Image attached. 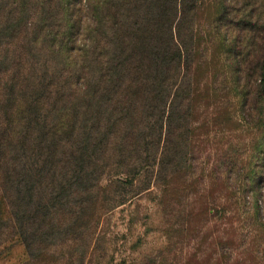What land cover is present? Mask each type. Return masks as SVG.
<instances>
[{"label":"trees","instance_id":"trees-1","mask_svg":"<svg viewBox=\"0 0 264 264\" xmlns=\"http://www.w3.org/2000/svg\"><path fill=\"white\" fill-rule=\"evenodd\" d=\"M92 11L94 45L80 51L74 94L65 97L38 77L15 116L12 7L0 0V145L12 143L16 156L7 199L13 228L42 261H73L75 254L81 264L90 254L101 166L161 183L164 194L175 196H186L187 179L198 178L201 190L189 193L195 200L207 194L209 178L233 170L223 162V144L241 122L264 138V0H97ZM56 96L74 108L50 122ZM211 156L215 163L205 173L209 164L200 161ZM0 161L8 166L5 156ZM195 201L199 212L182 213L187 224L202 216L196 228L202 233L219 205L214 196ZM226 212L220 221L229 238L218 239L226 253L216 264H264V222L239 237ZM70 227L85 242L78 255Z\"/></svg>","mask_w":264,"mask_h":264},{"label":"rangeland","instance_id":"rangeland-1","mask_svg":"<svg viewBox=\"0 0 264 264\" xmlns=\"http://www.w3.org/2000/svg\"><path fill=\"white\" fill-rule=\"evenodd\" d=\"M96 1L4 0V3L12 7V69L15 64H19V73L12 70V115L17 114L18 102L26 101L29 97L27 86L36 83L38 77H41V82L46 86H58L61 93L64 90L65 97L68 96L67 93L74 94L73 73L77 71V62L82 61L80 51L89 43L94 45L91 42L96 34L92 7H96ZM3 9L4 14L9 17V10L5 7ZM69 27L71 30L67 33ZM104 40L108 41V38ZM91 48L90 46L88 49L89 55ZM15 56L20 57L21 61H16ZM44 97L45 95L41 100ZM51 105L52 108L46 113L52 118L50 122L54 120L53 117L63 116L67 110L74 108L57 96ZM23 121L19 120L17 124L13 121L12 129L16 125H22ZM239 125V129L233 130V137L224 142L225 146L223 144L226 152L223 162L232 166L233 170L231 173L222 172L220 180L209 178L207 194L202 193L195 198L214 196L219 205V208L211 211L208 226L202 233L196 229L202 216H193L189 219L190 224H187L188 217L182 213L186 209L188 212L192 209L199 212L202 208L200 201L193 200L192 194L189 196V193L201 190L198 178L191 181L187 179L186 184L190 185V190L186 196H175L164 194L166 188L161 183L150 184L136 173L125 175L118 168L116 170L101 166L96 177L99 178L98 185L102 189L94 204V237L89 245L90 254L81 264H153L155 261L184 264L185 259L193 258V255L197 256V260L193 259L191 264H216L217 259L226 253L218 239L229 238L222 231L224 227L220 219L223 208L227 211L226 216L233 218L239 237L246 235L254 225L262 224L264 138L258 130L242 122ZM61 139L66 141L68 136L64 135ZM70 141L71 138L68 142ZM4 156L8 166L0 161V264H77L74 263L77 259L75 254L72 257L74 260L68 262H59L55 260V256L51 257V261L30 256L12 226V206L10 207L7 199V195H12L15 185L11 166L16 156H12V143L0 145V160ZM215 160L211 156L210 160L200 161L202 164H209L204 165L207 169L205 173L211 172V165H214ZM185 169L188 170L187 167ZM223 169L221 167L222 171ZM195 173H198L197 170ZM181 181L183 180L176 181L174 190L181 186ZM64 202L66 199L62 200ZM166 202L174 204L173 209ZM68 233L70 237L73 236L72 233L75 235L71 227ZM73 237V248L78 255L84 251L85 242L80 233ZM199 243L203 245L202 248Z\"/></svg>","mask_w":264,"mask_h":264}]
</instances>
